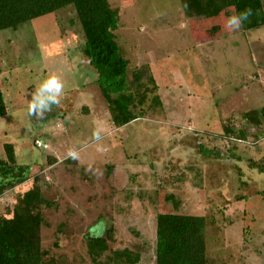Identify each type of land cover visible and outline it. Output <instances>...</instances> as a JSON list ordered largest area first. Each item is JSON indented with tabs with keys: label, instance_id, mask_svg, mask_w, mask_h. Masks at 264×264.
<instances>
[{
	"label": "rangeland",
	"instance_id": "1",
	"mask_svg": "<svg viewBox=\"0 0 264 264\" xmlns=\"http://www.w3.org/2000/svg\"><path fill=\"white\" fill-rule=\"evenodd\" d=\"M109 2L119 11L115 34L129 69L149 66L162 107L113 125L72 6L1 31L8 114L0 119V159L13 145L24 180L0 196V211L38 176L50 204L42 208L46 260L93 264L87 236L114 227L105 255L128 248L141 253L139 264H156V216L177 213L206 218L210 264H264V174L250 166L264 159V124L243 118L264 110V27L227 30L229 0ZM52 74L64 86L59 105L29 115L32 95ZM231 118L242 141L223 134ZM200 146L223 157L202 155Z\"/></svg>",
	"mask_w": 264,
	"mask_h": 264
},
{
	"label": "trees",
	"instance_id": "2",
	"mask_svg": "<svg viewBox=\"0 0 264 264\" xmlns=\"http://www.w3.org/2000/svg\"><path fill=\"white\" fill-rule=\"evenodd\" d=\"M229 2L234 13L252 9L253 14L242 25V31L264 27L262 0ZM70 6L75 9L84 35V56L97 72L96 86L105 100L113 125L116 128L124 127L142 118L147 109L162 107L157 94L158 86L149 66L129 69L130 62L122 53L115 34L119 11L111 7L109 0H0V32L15 31L27 22ZM7 114L8 104L0 83V119ZM243 118L247 125L259 128L264 124V110L245 113ZM236 120L229 119L223 127V134L230 140L242 141L245 135L236 130L233 124ZM199 150L205 156L223 157L221 150L203 146ZM4 151L6 157L0 159V196L24 180L14 146L4 145ZM263 161H251L250 166L264 174ZM49 206L40 178L36 176L30 190L18 196L10 208L0 211V264H59L55 259L46 260L48 252L43 248L42 228L45 221L42 208ZM206 225L204 217L159 213L155 226L156 264H210L207 258ZM114 241V227L104 236H87V252L93 264L140 263L141 253L128 248L105 255Z\"/></svg>",
	"mask_w": 264,
	"mask_h": 264
},
{
	"label": "clouds",
	"instance_id": "3",
	"mask_svg": "<svg viewBox=\"0 0 264 264\" xmlns=\"http://www.w3.org/2000/svg\"><path fill=\"white\" fill-rule=\"evenodd\" d=\"M262 3H264V0H262ZM252 14L251 8H246L239 13H233L226 18L224 27L229 31H239ZM63 87L62 80L55 74L49 75L44 79L32 95L28 108L29 115L34 114L42 118L45 112L51 111L52 105H59L63 95ZM100 133V129L95 130L93 132V139H101ZM68 156L73 160L78 159V153L73 150H69ZM91 234L94 238L98 236V233L95 231H92Z\"/></svg>",
	"mask_w": 264,
	"mask_h": 264
},
{
	"label": "built area",
	"instance_id": "4",
	"mask_svg": "<svg viewBox=\"0 0 264 264\" xmlns=\"http://www.w3.org/2000/svg\"><path fill=\"white\" fill-rule=\"evenodd\" d=\"M39 145V147L41 146V144H38Z\"/></svg>",
	"mask_w": 264,
	"mask_h": 264
}]
</instances>
